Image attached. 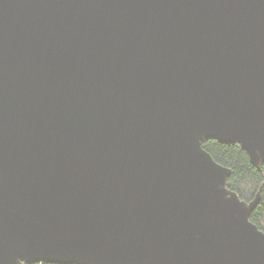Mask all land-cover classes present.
Here are the masks:
<instances>
[{"label": "water", "instance_id": "obj_1", "mask_svg": "<svg viewBox=\"0 0 264 264\" xmlns=\"http://www.w3.org/2000/svg\"><path fill=\"white\" fill-rule=\"evenodd\" d=\"M205 140L264 164V0H0V264H264Z\"/></svg>", "mask_w": 264, "mask_h": 264}, {"label": "trees", "instance_id": "obj_2", "mask_svg": "<svg viewBox=\"0 0 264 264\" xmlns=\"http://www.w3.org/2000/svg\"><path fill=\"white\" fill-rule=\"evenodd\" d=\"M202 147L216 163L231 170L226 186L236 192L241 200L250 202L259 193V203L249 220L264 232V164L261 170L256 169L249 162L247 154L236 144L205 140L202 142Z\"/></svg>", "mask_w": 264, "mask_h": 264}]
</instances>
